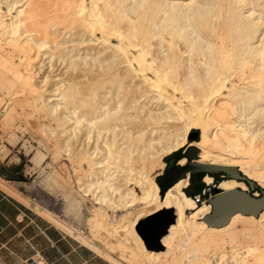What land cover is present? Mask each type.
<instances>
[{
	"label": "bare ground",
	"instance_id": "6f19581e",
	"mask_svg": "<svg viewBox=\"0 0 264 264\" xmlns=\"http://www.w3.org/2000/svg\"><path fill=\"white\" fill-rule=\"evenodd\" d=\"M254 3L0 0V117L11 107L2 103L7 90L19 87L28 110L54 122L41 123L42 138H55L53 153L64 148L87 171L76 179L75 206L87 198L98 204L77 222L118 243L120 253L107 254L115 264H264V208L205 220L212 204L184 193L188 172L161 194L149 175L197 128V161L237 165L264 187V167L254 159L257 144L264 148V29ZM42 57L60 61L68 76L36 77ZM25 111L15 112V129L24 130ZM45 156L37 148L32 163ZM202 179L212 182L209 174ZM217 186L246 184L229 177ZM219 198L213 203L224 210ZM136 200L141 209L117 213ZM167 207L174 218L159 237L162 249L148 248L135 226Z\"/></svg>",
	"mask_w": 264,
	"mask_h": 264
},
{
	"label": "rangeland",
	"instance_id": "374dc122",
	"mask_svg": "<svg viewBox=\"0 0 264 264\" xmlns=\"http://www.w3.org/2000/svg\"><path fill=\"white\" fill-rule=\"evenodd\" d=\"M253 7L254 14L260 16L262 23L260 24V26L264 29V0H255ZM2 9H5L4 5L2 6ZM78 47L82 48L83 46L80 45ZM42 59L44 60V63L41 62ZM42 59L39 60L38 58L34 62V69L37 70L38 67H41L39 71H36V77L42 75L44 71H46L47 73L49 72V74L51 75L59 74L61 77L68 76L67 71L64 73L65 68L63 67L64 65L60 63V61L52 60V62H49L47 59L45 60L44 57H42ZM46 86H48V83H46ZM0 93L3 94L4 91H0ZM7 93L8 98L6 100H3L2 103L10 104L11 110L14 109L16 111H21L23 109L27 112L25 111L24 115L21 114L19 119V122L22 124L24 130L17 128L15 129L13 126V123L18 120L17 113H15L16 111L12 113V111H9L10 108H6L2 112V117H0V158H3L4 155L9 154L8 160L17 161L19 163V166L23 169L20 170L18 174H16V178H14L13 181H4L2 178H0V188H2V184L6 186L10 190L9 192L15 197L23 201H25V199L28 200L30 203V205L28 206H30L32 210H35L34 207H36V210L41 211V213L49 215L50 217H53L55 221L59 222L60 228L57 227V225L53 222L49 221L57 229L65 232L66 234L68 233L67 235L71 236L78 243H83V245L87 247L89 246L90 248L94 249H91L94 253L98 251L111 261L107 254L110 253L114 256L118 255L120 253L118 243L113 239L108 240L106 237V233L103 230H89L88 228L84 227L82 223L77 222L78 216H87L89 214L90 208L95 209L96 207H98V204H95L88 198L83 201V208L81 207V209H78L75 206H78V199L76 198H79L78 193L74 189V187L76 186L75 184L77 183L76 179L81 178L82 180H85V178H83V175L86 174L87 171L83 170L78 162H70L67 156L69 151L65 152L64 148L57 151L56 153H53L55 138H42L40 125L41 123L45 122L50 123L54 126V122H49L41 112L36 113L28 110V107L26 105V98L28 97V95L24 89L14 87L7 90ZM46 94H48V91ZM11 130H13L12 133H10ZM197 131L199 138V130L197 129ZM50 136L53 135L51 134ZM59 139L63 140V136H61ZM193 141L186 143L182 147V150L187 153L186 156L183 155V157H185V162L183 164H180L176 160L174 165L178 167L185 165L188 162V156L190 157L188 163L192 164L199 162L197 161L199 159V150L193 143ZM37 142L41 147L37 144ZM37 148H42L46 152V156L39 166H36L32 163V159L35 156ZM164 155L165 154H162L160 156L159 161L149 173L150 177L153 178V180H155V176L157 174H160L163 170L161 163H165V161L163 160ZM254 159L256 165H258L259 167H264V148L258 144L255 147ZM66 162H69V165H67ZM230 167L232 172L239 171L240 173H242L237 165H230ZM186 172H188L189 176V171ZM183 176H185V174ZM200 180L204 184H206L202 180V176L200 177ZM254 181L256 183L258 182L257 180ZM200 186L201 183L197 179H191L189 185L190 190L198 191ZM214 187H217L219 191L227 190V192L221 194V198H219V200H221V205L227 204L226 208L224 207L226 210L224 209L223 211V207L221 209H216V207L218 206H215L216 204L211 202L213 197H216L215 194L218 191H208L205 188L203 190L201 189L198 195L195 194L196 196H198L196 202H198L199 204L205 201L210 205L212 204V207H210L212 211L207 212L203 217L205 220L218 219L222 221L225 217L224 212L235 207H239L238 209L241 212H249L255 215H257L258 212L262 208H264L262 207L257 211V209L261 205H263V201L253 200V197H257V192L249 191L247 186L245 188L234 187L233 189H222L217 185H215ZM239 198L248 202L249 205L237 203L238 201L236 202V199ZM142 206L143 205L140 203V201L136 200L128 207L129 211L118 210L117 213L120 215H127V213L133 211L134 208L141 209ZM171 213L173 214L172 208ZM69 236L65 237L69 238ZM224 247H229V245L222 246L221 248L223 249ZM160 249L162 248H158V250ZM174 254L176 256L178 255L177 249L174 251Z\"/></svg>",
	"mask_w": 264,
	"mask_h": 264
},
{
	"label": "crops",
	"instance_id": "0c3cea01",
	"mask_svg": "<svg viewBox=\"0 0 264 264\" xmlns=\"http://www.w3.org/2000/svg\"><path fill=\"white\" fill-rule=\"evenodd\" d=\"M8 157L6 154L0 158V178L13 181L23 168L17 161H9ZM1 187L4 190L0 188V256L7 263L28 264V259L39 253L44 264H115L57 229L49 221L60 228L59 222L36 207L32 210L28 200L15 197L2 184Z\"/></svg>",
	"mask_w": 264,
	"mask_h": 264
},
{
	"label": "water",
	"instance_id": "95a60500",
	"mask_svg": "<svg viewBox=\"0 0 264 264\" xmlns=\"http://www.w3.org/2000/svg\"><path fill=\"white\" fill-rule=\"evenodd\" d=\"M189 158L190 157L188 156V162H189ZM188 162L185 165L178 167L174 165V163H171V160L168 159V161L165 164V168H166L165 176L159 181L160 194L179 177H183L186 171H189V173L194 172L197 175L202 170H206V171L223 170L227 172L231 177L238 176V171L232 172L231 167L229 168L228 166L223 164H214L208 162H197L190 164ZM216 191H218L215 194L216 196L227 192V190L219 191L218 188L216 189ZM214 198L215 197H213L211 202H213ZM252 199L255 201H263V205H261L257 209V211L262 207H264L263 195L253 197ZM238 208L235 207L225 211L224 212L225 217L221 222H226L228 220L229 215L232 214ZM173 218L174 216L171 213V208L167 207V208L159 209L158 211H155L143 217L141 220L137 222L135 226L136 231L142 237L146 247L153 249L161 248L162 245L159 243V237L165 232L167 225L173 220Z\"/></svg>",
	"mask_w": 264,
	"mask_h": 264
},
{
	"label": "trees",
	"instance_id": "16d2710c",
	"mask_svg": "<svg viewBox=\"0 0 264 264\" xmlns=\"http://www.w3.org/2000/svg\"><path fill=\"white\" fill-rule=\"evenodd\" d=\"M197 133H198L197 128L189 129V131L187 133V139L189 141H190V139L198 140V134ZM169 153H167V154H165L163 156V160L165 161V164L168 161V159L171 160V163H174L175 160H178L180 157H183V155L184 156L187 155V153L182 150V147H178V148L172 150ZM165 172H166V168L163 167L162 172L155 176L154 179H155V182L158 184V186H159V181L165 176ZM205 174H209L210 176H213L212 183H215V184H218L223 179V177L226 178V179L231 177L227 172H225L223 170H217V171L202 170L197 175L194 172H191V173H189V176H188V179H189L188 183L186 184V186L183 187L184 193H186L188 196H191V195L199 193L200 190L202 188H205V187H207L208 191L209 190L216 191V189H217L216 187H213L210 184H204L200 180V177L201 176L203 177ZM192 178L197 179L201 183V186H200L198 191H192V190L189 189L190 181H191ZM234 178L237 179V180L243 181L246 184V186L248 187L249 191H256L257 192V196H260V195L264 196V187L259 186L253 179L245 176L244 174L240 173L239 171H238V176H236Z\"/></svg>",
	"mask_w": 264,
	"mask_h": 264
},
{
	"label": "built area",
	"instance_id": "2783aa9c",
	"mask_svg": "<svg viewBox=\"0 0 264 264\" xmlns=\"http://www.w3.org/2000/svg\"><path fill=\"white\" fill-rule=\"evenodd\" d=\"M207 184V183H206ZM204 188H202L203 190ZM0 264H9L0 256ZM28 264H44L42 256L39 253H34V257L28 259ZM80 264V263H79Z\"/></svg>",
	"mask_w": 264,
	"mask_h": 264
},
{
	"label": "flooded vegetation",
	"instance_id": "af4514ba",
	"mask_svg": "<svg viewBox=\"0 0 264 264\" xmlns=\"http://www.w3.org/2000/svg\"><path fill=\"white\" fill-rule=\"evenodd\" d=\"M176 162V160L174 161V163ZM212 177V180H213V176H211ZM210 184H212V186L214 187L216 184L215 183H210ZM217 188V187H216ZM205 189H207V187H205Z\"/></svg>",
	"mask_w": 264,
	"mask_h": 264
}]
</instances>
